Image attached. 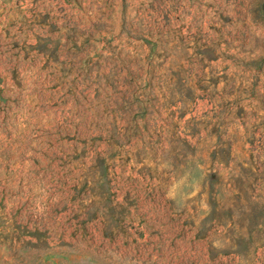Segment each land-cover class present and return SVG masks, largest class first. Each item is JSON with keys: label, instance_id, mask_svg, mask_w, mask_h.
<instances>
[{"label": "rangeland", "instance_id": "374dc122", "mask_svg": "<svg viewBox=\"0 0 264 264\" xmlns=\"http://www.w3.org/2000/svg\"><path fill=\"white\" fill-rule=\"evenodd\" d=\"M0 264H264V0H0Z\"/></svg>", "mask_w": 264, "mask_h": 264}]
</instances>
